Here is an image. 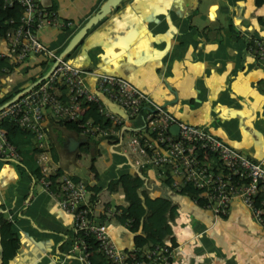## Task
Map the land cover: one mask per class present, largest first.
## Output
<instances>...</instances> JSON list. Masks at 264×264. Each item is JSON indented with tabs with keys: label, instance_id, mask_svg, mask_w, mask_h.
I'll return each mask as SVG.
<instances>
[{
	"label": "crops",
	"instance_id": "0c3cea01",
	"mask_svg": "<svg viewBox=\"0 0 264 264\" xmlns=\"http://www.w3.org/2000/svg\"><path fill=\"white\" fill-rule=\"evenodd\" d=\"M102 2L37 0L39 6L54 9L61 20L69 21L63 28L39 27L40 41L58 53ZM254 36L264 37V1L120 0L64 57L82 69L126 79L178 120L199 124L264 163V67L246 46ZM6 47L7 41L1 37L0 49ZM43 60L30 54L5 72L0 77V98L41 76L50 65V60L42 64ZM14 75L19 82L14 83ZM85 81L92 86V75ZM104 102L122 113L115 104ZM42 123L48 149L52 146L56 155L54 159L50 153L52 159L60 169L83 180L75 164L81 142L92 152H98L100 144L119 146L98 136L86 138L53 119L48 111ZM69 138L77 140L73 148L67 147ZM120 154L125 160L117 164L119 169L111 178L136 173L122 149ZM15 162L0 158V212L11 221L18 237V246L6 264H81L70 251L71 214L59 208L55 196L42 188L38 178L26 169L17 171ZM136 167L144 170L140 189L149 196H165L175 206L169 220L172 232L166 237V241H174L170 264H264V231L238 198L230 201L225 214L215 216L163 185L152 167ZM107 180L99 186L104 187ZM102 192L93 202H88L86 193L95 216L104 204H125L120 188ZM107 224L116 245L128 248L133 244V233L125 225L114 218L107 219Z\"/></svg>",
	"mask_w": 264,
	"mask_h": 264
},
{
	"label": "built area",
	"instance_id": "2783aa9c",
	"mask_svg": "<svg viewBox=\"0 0 264 264\" xmlns=\"http://www.w3.org/2000/svg\"><path fill=\"white\" fill-rule=\"evenodd\" d=\"M2 2L5 6L17 4L20 15L16 27L5 32L7 47L0 49V56L19 61L34 54L52 62L57 53L40 41L37 30L42 25L63 28L69 21L61 20L54 9L39 6L37 0ZM246 46L264 67V37H250ZM88 75L93 77L92 86L85 81ZM57 81L67 86L64 101L56 95L54 83ZM81 99L94 103L97 112L110 123L102 126L85 119L77 123L80 133L118 137L121 125L132 126L133 129L122 130L116 143L122 145L123 152L135 166L168 165L173 188H178L180 182H190L199 190V205L215 216L225 214L230 201L238 198L264 231V163L261 159L249 158L199 124L178 120L148 93L126 79L82 69L61 56L46 77L28 90L19 91L15 98L0 107V120L9 117L34 133L38 147L35 153L40 171L38 181L55 196L59 208L71 214L70 251L81 264H94L89 259V238L95 250L110 264H170L172 255V247L167 242H156L148 247L116 245L106 218L99 221L92 213L83 179L74 178L62 169L56 173L58 165L50 155L42 122L47 111L55 120H75L80 112ZM105 100L115 104L122 113L109 109ZM135 117L139 123L130 124ZM172 125L177 126L175 132L169 129ZM5 132L0 126V158L18 160L19 155L6 139ZM211 154L215 155L214 159ZM215 160L220 164L218 167L212 165ZM197 196L192 198L195 203L199 202ZM114 209L107 206L105 211L107 214L118 213Z\"/></svg>",
	"mask_w": 264,
	"mask_h": 264
},
{
	"label": "trees",
	"instance_id": "16d2710c",
	"mask_svg": "<svg viewBox=\"0 0 264 264\" xmlns=\"http://www.w3.org/2000/svg\"><path fill=\"white\" fill-rule=\"evenodd\" d=\"M254 1L256 3H260L264 0ZM19 15L20 7L17 4L5 6L2 0H0V38L5 36L6 31L13 30L16 27L18 24ZM42 58L44 60L41 61V63L44 64L47 58ZM22 60L9 61L7 57L0 56V77L5 72L11 71ZM54 87L56 95L61 100H66L67 86L63 82L57 81L54 83ZM1 88L2 83L0 80V92L2 93ZM20 89L21 86L14 92L16 93ZM12 94L13 92H10L6 96L0 98V104L7 100ZM79 105L80 112L75 120L61 119L58 120V122L76 132H79L77 123L85 119H90L92 122L98 123L102 126H106L110 123L107 118L103 117L97 112L94 103L81 99L79 100ZM0 126L5 129L6 139L13 145L19 155V159L17 162H15V168L17 171L26 169L31 176L38 178L40 176V171L35 158V153L38 151V147L36 146L34 133L23 126H20L16 121L9 117L2 118L0 120ZM84 136L86 138H95L91 135ZM98 138H104L111 144H115L118 141V137L113 134L107 135L105 137L98 136ZM79 149L86 150L87 143L81 142ZM49 152L55 159L56 155L52 146L49 147ZM211 156L213 159L215 158L214 154H211ZM212 165L214 167H218L220 164L215 160L212 162ZM150 167H152L153 170L158 171L160 174V181L163 185L171 187L174 189V191L187 196L191 200L198 195L199 190L190 182H180L178 184V188H173L171 185L172 179L169 173L168 165H152L149 166V168ZM89 169L95 178L97 173L93 165H90ZM60 170L61 169L58 167L56 169V173H59ZM139 170L142 176L138 175L137 173L123 172L118 174L115 178L108 179L104 187H100L95 183L83 180L85 182L86 193L87 191L89 193L88 202L95 201L97 199L98 192L101 189L111 192L120 188L123 192L125 204L112 205L116 210H118V213L113 211L110 214L106 213L105 209L108 205L104 204L102 210L96 215L97 219L99 221H103L105 218L106 220L109 218H114L120 224L126 223L125 225L128 230L133 233L132 242L137 247H148L156 242H167L169 247H172L174 245L173 239L170 236L172 241L169 242L166 241V237L172 232L169 220L172 219L175 206L172 201L165 196H149L144 190L140 189L144 170H142V168H139ZM71 176L78 178L74 175ZM52 177H54V175ZM198 201L199 202L197 204H200V197L198 198ZM127 219L130 221L125 222ZM88 244V249L90 251L89 259L91 263L110 264L104 255L95 250V245L91 241V238H89ZM0 246L1 264H6L7 260L14 254L18 246V237L11 227V221L6 219L2 215V212H0ZM138 252L139 250L136 252L137 255L139 254Z\"/></svg>",
	"mask_w": 264,
	"mask_h": 264
},
{
	"label": "rangeland",
	"instance_id": "374dc122",
	"mask_svg": "<svg viewBox=\"0 0 264 264\" xmlns=\"http://www.w3.org/2000/svg\"><path fill=\"white\" fill-rule=\"evenodd\" d=\"M13 78L16 79L14 83L20 81L19 76L14 75ZM15 85L16 84H14V86ZM129 123H139L138 117L133 118L129 121ZM121 149L122 145L115 146L112 151L109 147H105L104 145L100 144L98 152H92L90 148L86 150H79L78 156L75 158V164L78 166V172L80 176L91 183L102 185L107 179L113 176L115 171L119 169L117 164L125 160V157L120 154ZM90 165H93L95 171L98 172L97 178H94L91 174L89 169ZM69 168L73 170L71 165ZM102 191V194L104 195L106 191L104 189H102Z\"/></svg>",
	"mask_w": 264,
	"mask_h": 264
},
{
	"label": "water",
	"instance_id": "95a60500",
	"mask_svg": "<svg viewBox=\"0 0 264 264\" xmlns=\"http://www.w3.org/2000/svg\"><path fill=\"white\" fill-rule=\"evenodd\" d=\"M120 0H103V2L98 6V8L91 13L86 20L83 22V24L81 26H79L70 36V38L68 39L67 43L63 46V48L57 53V57L54 58L52 60V62H50L49 67L47 68V70L38 78H36L31 84H29L28 86H26L25 88L19 90V91H25L28 90L30 87H32L33 85H35L37 82H39L41 79H43L44 77L47 76V74H49V72L51 71V69L53 68V66L55 65L57 59L59 57H63L67 54V52L75 45V43L83 36V34L85 33V31L92 26L93 24H95L101 17H103L112 7H114ZM17 91L16 93H14L9 99L3 101L0 104V107H2L3 105H5L6 103L10 102L13 98H15V96L18 94ZM123 129H133L132 126L129 125H121L120 126V130H119V134H118V140L121 137V132ZM170 131L175 132L177 129L176 125H172L170 126ZM77 142L76 139L74 138H69L67 140V147L68 148H73L74 144ZM110 149H113L110 146ZM129 165H132L134 167V164L129 162ZM135 172L141 175V172L139 170H137V167L135 166Z\"/></svg>",
	"mask_w": 264,
	"mask_h": 264
}]
</instances>
